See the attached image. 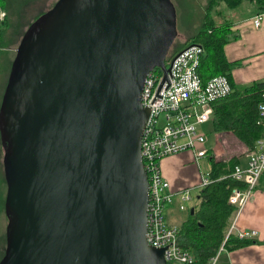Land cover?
<instances>
[{
    "label": "water",
    "instance_id": "1",
    "mask_svg": "<svg viewBox=\"0 0 264 264\" xmlns=\"http://www.w3.org/2000/svg\"><path fill=\"white\" fill-rule=\"evenodd\" d=\"M175 35L171 0H55L25 29L0 98V264H166L145 239L140 94Z\"/></svg>",
    "mask_w": 264,
    "mask_h": 264
},
{
    "label": "trees",
    "instance_id": "2",
    "mask_svg": "<svg viewBox=\"0 0 264 264\" xmlns=\"http://www.w3.org/2000/svg\"><path fill=\"white\" fill-rule=\"evenodd\" d=\"M27 4L28 0H18L17 3L14 0H0V11L4 13L3 19L0 20V98L13 57L8 55L6 50L18 35L21 37L25 32L21 31V27L27 23ZM210 7H214L213 17L210 15ZM204 10L198 29L179 47L168 53L166 59L169 60L188 43H197L202 47L203 54L198 66L201 80L223 74L231 86L228 95L211 104L213 131L231 133L244 145L246 151L250 152L255 141L264 136V114L259 116V105L264 106V79L245 85H233L230 73L239 63L228 61L224 57L223 45L232 38V16L230 17L229 13L233 12L235 18L236 15H247L251 11L254 14L264 12V0H208ZM214 16L219 20L216 21ZM155 70L159 71L158 68ZM240 156L241 154L231 155L225 160L209 158L208 178L211 182L198 190L197 204L192 206V214L188 213L186 220L178 227V246L189 252L193 258L190 263L184 264H209L221 245L230 250L246 243V239H238L228 233L235 207L227 202V196L233 187L242 186V183L232 179L229 174L233 166L238 164ZM1 183L4 185V192L0 190V208H3L5 184L2 172ZM4 244L3 234L0 236V257ZM166 264L183 263L166 261Z\"/></svg>",
    "mask_w": 264,
    "mask_h": 264
},
{
    "label": "built area",
    "instance_id": "3",
    "mask_svg": "<svg viewBox=\"0 0 264 264\" xmlns=\"http://www.w3.org/2000/svg\"><path fill=\"white\" fill-rule=\"evenodd\" d=\"M4 14L0 11V17ZM261 14L257 13L251 25L257 28ZM202 47L188 43L176 51L168 60L166 79L153 69L144 78L140 94L141 105L147 108V117L140 138V156L147 176L148 203L146 207V242L156 248H164L166 261L190 263L192 255L178 246V227L171 226L164 219V208L171 202L172 192L162 177L159 160L179 152L189 151L196 165L197 160L207 154L206 136L198 127L208 122L212 113L211 104L231 92L227 77L223 74L201 80L198 73ZM264 114V106L259 105V116ZM264 174V136L255 141L249 152L246 165L233 166L229 176L242 183L233 187L227 202L239 209L255 191L259 177ZM224 178V177H223ZM208 175L200 174L199 188L210 183ZM179 199L190 200L188 189ZM179 204V209L183 208ZM232 225L228 233H232ZM227 233V234H228ZM238 239L245 233H236ZM213 261V259H212Z\"/></svg>",
    "mask_w": 264,
    "mask_h": 264
},
{
    "label": "crops",
    "instance_id": "4",
    "mask_svg": "<svg viewBox=\"0 0 264 264\" xmlns=\"http://www.w3.org/2000/svg\"><path fill=\"white\" fill-rule=\"evenodd\" d=\"M252 12L242 15L243 17L236 15L235 18L233 12L229 13L232 16V38L223 45V54L228 61L239 63L230 73L233 85H245L264 79V12L260 13L261 22L257 28L251 25V20L256 15ZM227 138L237 141L235 145L239 146L240 153H232L230 149L224 153L220 152V145L225 144ZM206 141L207 154L197 160L198 165L189 151L163 157L158 162L161 175L173 195L163 213L166 223L171 226L179 227L186 220L190 208H193L190 207L186 217H182L181 212L186 209V201L181 203L179 196L184 190L188 189L189 194L190 191L196 190L193 205L197 204L199 178L200 174H203L199 165L201 160L205 158L209 165L210 157L214 160H225L231 155L241 154L238 164L242 167L246 165L249 152L231 133L215 132L213 144L209 147ZM180 203L183 205L182 209L178 207ZM230 225L232 235L245 233L243 239H246V243L230 250L221 245L209 264H264V174L258 180L252 197L238 210L235 209Z\"/></svg>",
    "mask_w": 264,
    "mask_h": 264
},
{
    "label": "rangeland",
    "instance_id": "5",
    "mask_svg": "<svg viewBox=\"0 0 264 264\" xmlns=\"http://www.w3.org/2000/svg\"><path fill=\"white\" fill-rule=\"evenodd\" d=\"M15 3L18 2V0H14ZM55 2V0H28V4L26 5V17H25V25L21 27V31H24L28 24L32 22L38 15L41 13L46 12L52 4ZM173 3L174 9H175V15H176V35L173 39L172 44L169 47L168 53L172 52V50H175V48L179 47L187 38H189L200 26L202 17L205 13L204 8L207 6L208 0H171ZM217 5V4H214ZM214 7H210L211 11V17H213ZM4 17V14L1 15L0 20H2ZM228 17V16H227ZM231 17V16H230ZM215 20H219L218 17H215ZM23 20V19H22ZM18 35L9 45V48L6 50V53L8 55H13L14 49L16 45L18 44L19 37ZM167 53V54H168ZM165 65L168 66V60H165ZM212 117L210 116V121L205 122L201 125H199V129L205 133L206 136V145L209 147L213 144L214 141V131L212 126ZM235 140V139H234ZM233 138H227L225 144H221L220 152L224 153L228 149L231 150V152L240 153L239 146L235 145L237 141H234ZM1 146V145H0ZM1 149H0V174L2 172V166H1ZM200 170L203 172V175L208 174V162L204 158V160L200 161ZM0 190L4 192V185L0 184ZM191 198L190 200H187L185 202L186 209L183 210L184 212H181L182 217H186V213H188V210L190 207H192L193 203L195 202V194L196 190L190 191ZM6 224V218L3 213V208H0V236H3L4 234V227Z\"/></svg>",
    "mask_w": 264,
    "mask_h": 264
},
{
    "label": "flooded vegetation",
    "instance_id": "6",
    "mask_svg": "<svg viewBox=\"0 0 264 264\" xmlns=\"http://www.w3.org/2000/svg\"><path fill=\"white\" fill-rule=\"evenodd\" d=\"M167 66V65H166Z\"/></svg>",
    "mask_w": 264,
    "mask_h": 264
}]
</instances>
